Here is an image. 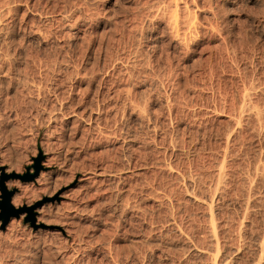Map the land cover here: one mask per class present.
<instances>
[{"label": "rangeland", "instance_id": "obj_1", "mask_svg": "<svg viewBox=\"0 0 264 264\" xmlns=\"http://www.w3.org/2000/svg\"><path fill=\"white\" fill-rule=\"evenodd\" d=\"M263 242L264 0H0V264Z\"/></svg>", "mask_w": 264, "mask_h": 264}, {"label": "bare ground", "instance_id": "obj_2", "mask_svg": "<svg viewBox=\"0 0 264 264\" xmlns=\"http://www.w3.org/2000/svg\"><path fill=\"white\" fill-rule=\"evenodd\" d=\"M177 17H178V16H177ZM197 20H198V19H197ZM185 22H186V21H185ZM187 22L190 24L189 21H187ZM192 22H193V21H192ZM192 22H191V23H192ZM178 23H179V21H178V18H176V17H175V19H173L172 21H170V24H171V26H172L174 32L176 31V29H177V31L180 29V27H179V29H178V27H177V26H180ZM193 23H194V22H193ZM181 24H182V23H181ZM187 26H188V25H187ZM190 26H192V27H191V30H192V28H193V24H191ZM186 28H187V27H186ZM188 28H189L188 30L190 31V27H189V26H188ZM179 31H180V30H179ZM179 31H178V32H179ZM184 31H185V30H184ZM193 31H194V30H193ZM179 33H180V32H179ZM179 33H176L174 36H177V38H178L179 40L182 41V40L185 39V38H184V36L180 35ZM184 35H185V34H184ZM192 35H193V34H192ZM186 37H187V36H186ZM179 40H178V41H179ZM181 41H179V42H181ZM182 42H183V41H182ZM180 44H181V43H180ZM6 53H7V52H6ZM250 108H251V107H250ZM253 109H254V108H252V110H253ZM248 110H249V109H248ZM251 112H252V111H251ZM257 116H258V115H257ZM260 161H261V160H260ZM224 165H225V164H224ZM224 165H223V166H224ZM262 165H263V164H262ZM221 172H222V169H221ZM223 173H224V172H222V174H223ZM219 174H220V173H219ZM221 176H222V175H221ZM219 177H220V176H219ZM42 180H43V178H42ZM218 180H219V179H218ZM221 180H222V179H221ZM217 187H218V184H217ZM220 187H221V186H220ZM210 204H211V203H210ZM246 211H247V210H246ZM209 215H210V214H209ZM237 216H238V215H237ZM247 216H248V215H247ZM214 219H215V218H214ZM239 220H240V219H239ZM212 223H213V222H212ZM213 226H214V225H213ZM238 226H239V225H238ZM210 229H211V228H210ZM239 229H240V228H239ZM240 231H241V230H240ZM214 232H215V231H214ZM212 234H213V233H212ZM210 236H211V239H212V235H210ZM214 236H216V234H215ZM215 239H216V238H215ZM241 240H242V239H241ZM213 241L216 242V240H213ZM212 243H213V242H212ZM217 243H218V242H217ZM231 243H232V242H231ZM233 243H234V242H233ZM260 243L262 244V241H261ZM214 244H215V246H216V243H214ZM218 244H219V243H218ZM263 244H264V242H263ZM215 246H214V247H215ZM259 246H261V245H259ZM260 248H261V247H260ZM197 249H198V248H197ZM262 249H264V246H263V245H262ZM262 249H261V250H262ZM214 250H215V249H214ZM257 251H258V250H257ZM261 253H262V252H261ZM261 253H260V254H261ZM261 256H262V255H261ZM210 258H211V257H210ZM259 259H260V258H259ZM232 261H233V260H232ZM213 262H214V261H213ZM218 263H219V262H218ZM218 263H217V264H218ZM220 263H221V262H220ZM223 263H224V262H223ZM211 264H212V263H211ZM213 264H214V263H213ZM225 264H226V262H225Z\"/></svg>", "mask_w": 264, "mask_h": 264}]
</instances>
